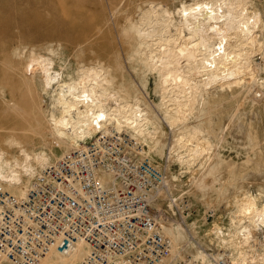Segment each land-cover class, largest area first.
<instances>
[{"label":"bare ground","instance_id":"obj_1","mask_svg":"<svg viewBox=\"0 0 264 264\" xmlns=\"http://www.w3.org/2000/svg\"><path fill=\"white\" fill-rule=\"evenodd\" d=\"M108 1L110 5L108 9H105V14L91 16L86 13L81 16V13L77 12L80 18L73 16L71 21L67 22L68 26L63 24L65 27L76 28L78 31L84 25H89L86 30L90 24L92 25L93 28L92 30L89 28L91 33L87 35L85 44L88 45H86L88 49L94 48L97 51L96 60L93 62L91 60L85 62L82 58L81 55L85 53L84 49L86 50L82 47L79 52L74 53L72 62L61 57L56 59L52 55L49 56L34 49L28 51L26 47L30 53L28 56L25 55L27 52L23 49L26 52L23 51L26 56L24 58L22 50L20 51L24 40L19 44L17 37H23L21 34L26 32L28 21L23 18L24 15L21 18L14 15L17 19H12L0 14L1 102L16 114L18 110L25 108L30 100L31 97L28 100L27 94L34 97L33 94L37 93L38 89L44 96L42 101L45 102V107L40 105L36 113L35 107L33 108L34 111L29 117L30 121L23 120L28 123L27 125L30 124L29 129L25 128V131L18 129V131L15 128L16 125L10 127V130L13 129L22 134L18 135L21 137L19 139L18 133L12 135L13 131H11V137L7 141L10 143L9 147L17 148L21 157L11 159L2 148L0 149V184L16 196L23 197L39 167H44L50 161L77 148L85 147L92 141H98L101 136L125 135L132 140L130 146L134 153L136 150L142 157H152L153 153L159 156L154 165L163 172V180L151 205L156 213V219L161 224L162 232L169 235L172 243L169 251L163 255L158 264H176L179 261L178 257H184L185 252L191 253L195 259H201L203 263L216 264L214 258L212 259L214 255L208 253L210 250L217 252L215 256L230 252L234 264H263L264 200L245 182L247 180L251 184L256 177H247L236 183L235 189L219 196L216 194L217 201L222 202L229 211L227 221L223 224L217 218L208 231L201 236L196 223L187 221L181 211L185 197H189V201L200 202L207 208L210 203L212 204L208 199L210 197H207L204 191L212 190V183L221 181L217 179L214 181L215 175L220 172V164L215 161V154L225 134L232 130L233 118L224 123L221 131L218 129L220 134L215 136L216 143H211L212 140L205 136L206 127L211 128L212 123H208L211 120L210 112L216 109L213 105L217 104L221 97L216 98L217 93L213 94L216 97L211 93L217 87L230 90L246 87L250 90L254 81L256 82L255 72L257 70L260 72L262 65L256 61L255 56L263 52L261 55L263 54L264 58V0H174V3H178H172L174 4L172 7L164 6L156 2L157 0ZM8 6L12 9L15 5ZM18 6L22 8L21 4L16 5L15 8ZM80 11L84 14L82 9ZM102 30L111 35L112 32L117 33V37L112 36L115 44L117 43L120 55L101 44ZM80 41L83 42V39ZM93 56L95 55L91 57ZM121 57L136 63L137 69L143 72L141 74H144L145 79L149 76L153 78V90L158 94L157 101L151 100L152 102L149 103L146 99L147 104L144 98L149 97H143L142 92L137 90L135 82L134 86L137 88L130 85L131 90L135 89L132 90L134 94L130 95L122 85L123 83L126 85V78L125 82H120L118 85V77L123 78L124 69L126 70L129 64L134 66L130 62L122 73L116 72L119 70L113 67L118 64L114 62L115 65H111L110 62L117 61ZM119 60L118 62L123 65L122 60L121 62ZM123 80L120 79V81ZM8 86V89L15 90L17 98H5L3 93ZM226 92L227 90L225 91L227 96ZM36 93L35 96H37ZM222 93L225 95L224 92ZM232 93L235 95L234 92ZM243 93L245 94V90ZM241 105L242 103L239 104L240 107ZM36 106H38L37 103ZM227 107L224 110L228 109ZM204 108L213 110L204 111L206 114H202ZM216 112L213 111L214 114ZM222 114L224 112L221 111ZM205 120H208L209 126L204 125ZM248 120L250 124L251 119ZM233 141L231 142L235 143V139ZM7 142H5L6 145ZM26 145L33 149L28 150ZM253 151L255 155H258L255 150ZM254 153L251 154L252 157ZM221 155L218 157L224 158L225 155L223 157ZM255 157L257 156H254L252 161ZM225 159L222 161L227 162ZM246 159L249 158L246 157ZM249 162L248 160L246 164ZM242 167L237 171L245 172L241 170ZM230 205L233 207L230 208ZM88 250V244L81 241L76 243L75 248L68 253L52 250L38 264H78Z\"/></svg>","mask_w":264,"mask_h":264},{"label":"built area","instance_id":"obj_2","mask_svg":"<svg viewBox=\"0 0 264 264\" xmlns=\"http://www.w3.org/2000/svg\"><path fill=\"white\" fill-rule=\"evenodd\" d=\"M131 142L104 135L50 161L23 197L0 184V264H38L81 241L89 250L78 264H158L172 243L151 205L163 172L134 153ZM185 254L176 264H208ZM213 258L234 264L228 251Z\"/></svg>","mask_w":264,"mask_h":264},{"label":"rangeland","instance_id":"obj_3","mask_svg":"<svg viewBox=\"0 0 264 264\" xmlns=\"http://www.w3.org/2000/svg\"><path fill=\"white\" fill-rule=\"evenodd\" d=\"M1 1H2V3H1ZM74 1L75 0H61V1H59V0H0V14H2L4 16H8V17H10L12 19H17L19 16H20L19 18H21L24 15L23 18L28 21V26L26 28V32H24V34L20 33L21 35H23L24 38L23 37L22 38L21 37H17L18 40H19V44H21V42L23 43L22 40H24V43L20 47V51L22 50L21 53H22V56L24 58H26L25 55L28 56V54L30 53V52L28 53V51H32L34 49V50L40 51V52H42V53H44L46 55H49V56L52 55V57H54L56 59L61 57V58L65 59V60H68V61L72 62L76 52H79L80 48L82 47L83 49L86 48V50L84 49L85 53L89 52V53H86V54L83 53L84 55L83 54L81 55L82 58L85 60V62H90V60H91V62H93V61L96 60V56H97L96 52L97 51L94 48L88 49V47H87L88 45L85 44V42L87 41L86 39L88 38L87 35L91 33V30L93 28L92 25L90 24V27H89V28H91V30H89V28H88V30H86L89 25L88 26L84 25L86 28L83 26L84 28L83 27H82V29L80 28L79 31L76 28H75L76 30L74 28H71V27H69L70 28L69 29L68 27H65V26H68V23L71 21V18L73 16L80 18L78 13L79 14L81 13V16L86 15V13H87V15L89 14L91 16H92V14L93 15L94 14L100 15V13H102V15L105 14V12H104L105 9H108V7L110 5L109 1L108 0H79V1L77 0V1H75L76 5L74 4ZM170 1H171V3H170ZM173 1L174 0H169V1L157 0L156 2H160V4H162L164 6L166 5V6H171L172 7V6H174V4L178 3V2L174 3ZM175 1H177V0H175ZM20 2H22V3H20ZM65 2H67V3H65ZM70 3H72V4H70ZM172 3H174V4H172ZM10 4L12 6H14V5L16 6V5H20L21 4L22 8H20V6L15 8V6H14V7H12V9H9V7L11 8V6H8V5H10ZM169 4H171V5H169ZM78 5H80V6H78ZM75 6H78L80 8L75 7ZM13 8L15 10H13ZM84 8H85V10H84ZM81 9H82V11H84V14H83V12L80 11ZM118 9H119V7H118ZM65 12H66V14H65ZM67 12L69 13L70 16L68 15ZM72 12H73V14L76 12V14L73 15ZM14 15H17V18H16V16L14 17ZM62 16H63L64 20H63ZM58 17L60 18V20H57V19H59ZM59 21L61 22V24H60ZM63 24L64 25L66 24V25L64 26ZM3 26L4 25H2V27ZM77 31H78V33H77ZM79 32H82V33L79 34ZM84 32H86V34H84ZM82 34H84V36H82ZM112 35L114 37L115 36L117 37V33L116 32H112ZM112 35L109 34L108 32H105L104 30H102L101 36H100L101 44L104 47L108 48L109 50L116 51L117 53H115V54H118L119 53V51H118L119 49H118L117 43L115 44V42H114L115 39L113 38ZM82 39H83V42L80 41ZM25 42H26L27 46L25 45ZM27 42L31 43V44H28ZM82 44H84V45H82ZM28 45H30V47H28ZM34 45H37V46L34 47ZM31 46H33V47H31ZM25 47L27 49H29V50L27 51V49ZM47 48H48V50H47ZM49 48H51L52 50L50 51ZM23 49H26L27 54L24 55V53H26V52ZM56 49H58V51ZM41 50H43V51H41ZM23 51H24V53H23ZM58 52L60 54H57ZM54 53L58 57L56 55H55L56 56L55 57ZM261 53H263V52H260V53H258V55L255 56L256 61L260 62V64L262 65V68L259 69L260 72H258V70L255 72V78L256 77L257 78L255 79L256 82L254 81L252 89L249 90L246 87H243L242 89L240 87H236L234 89H231L232 90L231 91L229 88L217 87L216 88L217 90L215 89L214 92H212L211 94L212 95L213 94L216 95V93H217V95H216L217 97L215 95H213V96H215L216 98H219L220 96L221 97H220L219 102L217 104L213 105V106H215L216 109L214 108L215 110H213L212 109L213 107L211 106L212 108H210V110H213L214 113L217 110H219V111L216 112V114H214L213 111L210 112V110H208L207 108L206 109L204 108L205 110H203V113L201 112L202 114H206L204 111L207 112V110H208L210 112V114L212 113L211 114V118H210L211 119L210 122H208V120H205V122H204L205 126H209L210 124H208V123H212L211 124V128L214 129V130H212L210 127H206L207 133L204 132L205 136L208 137L209 140H212V142L210 141L211 143H214V144L216 143L217 139H216L215 136L220 134L222 126L224 125L225 122L229 121L231 119V117L233 118V126H232L233 128H232V130L229 133L225 134L224 140L226 142L224 140H222L219 143V146H218L217 151H216L217 154H215V158H216L215 161H218V163L220 164L219 167L221 169L219 168L220 172L215 175V177H214L215 180L214 181H217V180H219V181L221 180V181L218 182V183H216V182L212 183V185H211L212 190L211 189H210L211 191L210 190H206V191H210V192H208L209 194L206 191H204V193H206V196L210 197L208 199H209L210 202H212V204L210 203L209 208H207V206L202 205L200 202L189 201V197H185L184 198L185 202H187L188 205H187L186 209H182L181 212H182L183 216L186 218L187 221H189V222L191 221V222H195L196 223L200 236H201V234H203L205 232V230H207L208 225L210 223L213 224L217 218H219L220 222H222L223 224L226 223L229 211H228L227 208H225V206L222 204V202H218L217 201V199H218L217 197L219 195H222L223 193H227V191L235 189L236 183H238L239 181L245 180L247 177H256L251 184L248 183L247 180H245V182L247 183V185H249L251 187L252 191L257 193L258 195L260 194L259 196H261V199L263 198V200H264V197H263L264 196V164H262L264 162V146H263L264 145V137H263L264 136L263 135L264 134V114H263L264 113V109H262V108H264V76H263L264 75V70H263V63H264L263 59L264 58L262 56L263 54L261 55ZM87 54H88V57H87ZM62 55H63V57H62ZM92 55H95V56L91 57ZM119 55H120V53H119ZM86 59L88 61H86ZM118 59L122 60L123 65H122V63L118 62ZM118 59H117V61L115 60L113 62H110V61L109 62H110L111 65L112 64L115 65V63H116V65L118 64L117 66H114L113 68L119 70V71L115 70L116 72H119V73H120V71L122 73L123 69L130 62L131 63L133 62V61H130V60H128V61L124 60L122 57L118 58ZM106 62H108V61H106ZM132 65H134L135 67L134 66H130V64H129V66L131 68L129 66H127L126 70L124 69V76L125 77L124 76H123V78L118 77V85H120V82L121 83L125 82L126 81L125 78H126L127 79V82H125L126 85L124 83L122 85H123V88H125V90L130 93V95L134 94V91L132 92V90H135L138 87L137 90L142 92V94L144 95V96L142 95L143 97H149V98H144V101L147 104H148V102L150 103L152 101H157L158 94H156V92L153 90V88H154L153 78L151 76H149V77H147L145 79V77L143 76L144 74H141L143 72H141L140 70L137 69V66H136L137 64L136 63L135 64L132 63ZM135 69H136V71H135ZM127 70H128V72H127ZM137 73H138V75H137ZM140 75H142V76H140ZM139 76L141 78H139ZM120 79L121 80L124 79V80L120 81ZM258 79H260V80H258ZM141 82H143L144 85ZM134 84L137 87H135ZM9 85L11 86V84H9ZM130 85L134 86L135 89L131 90V86ZM8 88H9V86L6 88L5 93H3L5 98L6 99L17 98V96L15 95V93H16L15 90H12L11 88L8 89ZM144 88H145V90H144ZM237 89H238L239 93H238ZM38 90H39V92H38ZM38 90H37V93L34 92V94H33L34 97L33 96H29L27 94L28 100H29L30 97L31 98L33 97L32 100L30 98V100L33 101V102L31 103V101L30 100L28 101L27 98H26V101H28L27 105H25L26 107L24 106L25 108L18 110L16 114H14L9 107L5 106L1 102V97L2 96H0V149L2 148V150H4L6 152V154H7V156L9 155L8 157H10L11 159H13L14 157H18V158L21 157L20 154H18L19 151L17 150V148H15V146L9 147L10 143L7 142L8 138L11 137L10 136L11 131H13V134L11 133L12 135H16L20 129H24V131H25V128L29 129L30 128V124L27 125L28 123L27 122H23V120L27 119L26 121H30L29 117H31V114L34 111L33 110L34 107H35L34 108L35 109V113L37 112V110H38L37 108H39L40 105L41 106L43 105L42 107H45V105H44L45 102L42 101V99H44V96L41 94L40 89H38ZM226 90H227L226 93L228 94L227 96L225 94ZM243 90H245V94L243 93ZM143 92H145L146 94L143 93ZM222 92H224L225 95H223ZM230 92H231V94H230ZM232 92H234L235 95ZM35 93H36V95L38 97L35 96ZM237 93H238V95H237ZM0 95H1V92H0ZM231 95L232 96L234 95V96L232 97ZM239 95L242 96V97H240ZM249 95H250V97L248 98ZM27 96H25V97H27ZM236 96H238L237 97L238 99L235 98ZM146 99L148 100V102H147ZM241 99H243L244 101H242ZM251 99H252V101H254L253 103H252ZM34 102H35V104H34ZM221 102H223V104ZM36 103H37L38 106H36ZM219 103L222 104V105L220 106ZM241 103H242L243 106L241 105V107H240L239 104H241ZM2 104H3V106H2ZM30 105H32V106H30ZM217 105H219V106H217ZM232 105H234V106H232ZM235 105L236 106L238 105V106L236 107ZM29 106L31 108H29ZM227 106H229L230 109ZM219 107H221V108H219ZM226 107L228 109L224 110V108H226ZM27 108L32 109V110H29ZM251 109H252V111H250ZM233 110H235L234 113H232ZM221 111H222V113L224 112V114L221 115ZM229 112H230V114H232L231 116H230ZM238 112H239V115H238ZM219 113H220V115H219ZM241 114H243V115L241 116ZM21 116H24V117H21ZM239 116L241 117V119H239L240 118ZM228 117H230V118L228 119ZM247 118L251 119V123L250 124H249L250 120H248ZM244 120H245V122H244ZM23 123H24V126H23ZM243 123H244V125H243ZM21 124H22V127H21ZM13 125H16L15 126L16 130L19 129L17 132H16V130H13L12 128H11L12 130H10V127H12ZM25 125H27V126H25ZM249 126H251L252 128L250 129ZM45 129H46V126H45ZM218 129L220 131H218ZM253 129L254 130L256 129V131H254ZM247 130H248V132H247ZM43 131L46 134L45 130H43ZM14 132H16V133H14ZM249 132H250V134H249ZM211 133L212 134L214 133V134L212 135ZM254 133H255V136H253ZM19 134H20V132L17 134V137L22 135V134H20V135ZM212 136L215 137V138H213ZM1 138H3V139H1ZM256 138H258L259 141H258V139L255 141L254 139H256ZM19 139H21V137H19ZM234 139H235V143H232V142H234L233 141ZM3 141L7 142L8 144L6 145V143L3 142ZM249 141H251V143ZM237 142H238V144H237ZM3 143H5V144H3ZM235 144L238 145V146H236ZM240 144L241 145L243 144V145L241 146ZM254 146H255V148H254ZM37 147H38V145H37ZM242 147H244V148L248 147V148H246L247 149L246 150V149H244ZM252 147L254 149H252ZM26 148L28 150H32L33 149L30 146H28V145H26ZM249 148L251 150H249ZM256 148H259L260 151H258L259 149L257 150ZM253 150H255V152H257V154L259 156L255 155L256 153H254ZM261 150H263L262 153H261ZM221 151H222V153H221ZM252 152L254 153V156L258 157V158L255 157V159H253V161H252V158H254V156L252 157V155H253ZM15 153H17V154H15ZM218 153H220V154H218ZM246 153H247V155H246ZM260 154H261V157H260ZM220 155H221V157H223L224 155L225 156H224V158H219L218 156H220ZM146 157H148L151 162H154V164L157 162L156 160H158V158H159V156H157L154 153H153L152 157L151 156H145V158ZM246 157H248L249 159H246ZM259 157H260V160H259ZM217 158H219V159L217 160ZM224 159L227 160V162H223L222 160H224ZM256 159H258L259 161L256 160ZM248 160L250 162H252L253 164H251L250 162L246 164V162H248ZM261 160H263V161H261ZM234 161H235V163H234ZM254 161H256V162H254ZM220 162L222 163V165H221ZM232 162L234 163V165H232L233 164ZM242 162H244V164ZM259 162H260V164H258ZM225 163H226V165H225ZM239 163H241L242 166H245V167H242L241 164L239 165ZM227 164H229L231 167H229V165H227ZM248 164L252 165V166H249ZM247 165H248V167H247ZM227 166H228V168H227ZM173 167H175V165ZM241 167H242L241 170H245V172L242 173V172H239L240 170L237 171ZM246 167H247V170H246ZM253 168H254V171H253ZM175 169H176V167H175ZM234 169H236L234 172L237 175L233 172ZM231 170H232L233 173L231 172ZM228 171H229V173H228ZM177 172H179V171H177ZM221 172H223V173H221ZM241 173H242V175H241ZM184 174H187V172H184ZM229 176H230L231 179L229 178ZM221 177H224V179H221ZM216 186H218V188ZM213 187L216 190L213 189ZM261 187H263V188H261ZM226 188H229V189H226ZM259 188H261V189H259ZM213 190H215V191H213ZM261 193L263 195H261ZM213 201H214V203H213ZM229 207L231 208V207H233V205H230ZM224 208H225V210H223ZM211 210H214V212H215L213 217L208 216V213H211L210 212ZM224 212H226L225 215H224ZM206 218H208V219H206ZM181 250L183 251V248ZM185 253H187V252H185ZM208 253H212L214 256L216 254V253H213V252H208ZM178 258L181 259L182 257H178Z\"/></svg>","mask_w":264,"mask_h":264}]
</instances>
